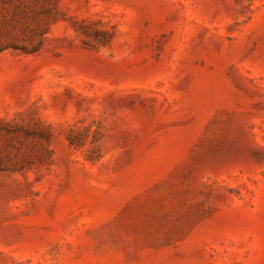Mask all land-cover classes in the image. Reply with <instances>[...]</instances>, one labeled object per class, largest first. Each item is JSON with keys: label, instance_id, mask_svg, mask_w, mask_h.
<instances>
[{"label": "rangeland", "instance_id": "374dc122", "mask_svg": "<svg viewBox=\"0 0 264 264\" xmlns=\"http://www.w3.org/2000/svg\"><path fill=\"white\" fill-rule=\"evenodd\" d=\"M0 264H264V0H0Z\"/></svg>", "mask_w": 264, "mask_h": 264}]
</instances>
